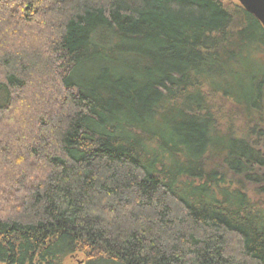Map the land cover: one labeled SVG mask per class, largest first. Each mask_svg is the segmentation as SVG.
<instances>
[{"label":"trees","instance_id":"16d2710c","mask_svg":"<svg viewBox=\"0 0 264 264\" xmlns=\"http://www.w3.org/2000/svg\"><path fill=\"white\" fill-rule=\"evenodd\" d=\"M79 253L264 264V25L239 0H0V264Z\"/></svg>","mask_w":264,"mask_h":264},{"label":"water","instance_id":"95a60500","mask_svg":"<svg viewBox=\"0 0 264 264\" xmlns=\"http://www.w3.org/2000/svg\"><path fill=\"white\" fill-rule=\"evenodd\" d=\"M239 2L264 25V0H239Z\"/></svg>","mask_w":264,"mask_h":264},{"label":"rangeland","instance_id":"374dc122","mask_svg":"<svg viewBox=\"0 0 264 264\" xmlns=\"http://www.w3.org/2000/svg\"><path fill=\"white\" fill-rule=\"evenodd\" d=\"M85 73V72H84ZM85 256L81 253L67 260V264H83Z\"/></svg>","mask_w":264,"mask_h":264}]
</instances>
